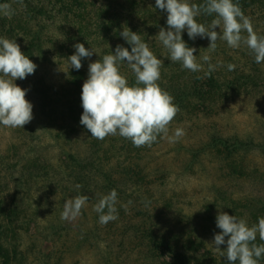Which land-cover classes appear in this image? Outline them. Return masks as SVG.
<instances>
[{
  "label": "rangeland",
  "instance_id": "rangeland-1",
  "mask_svg": "<svg viewBox=\"0 0 264 264\" xmlns=\"http://www.w3.org/2000/svg\"><path fill=\"white\" fill-rule=\"evenodd\" d=\"M189 2L201 4L203 0ZM238 3L257 34L264 35V0H238ZM0 4H11L15 10L11 17L0 14V37L16 40L24 54L38 40L29 53L30 60L37 65L34 74L15 81L27 90L33 119L24 129L0 125V156L12 163L21 152L30 158V164L27 157L20 162L26 175L11 177L7 173L5 179L0 178V184L5 186L2 197L5 205L0 213L4 232L1 233L12 244L3 242L11 259L7 264H41L48 253L53 264H175L162 249L151 250L142 239L139 230L145 224L140 214L136 218L132 216L133 223L139 221L137 231L122 233L117 220L114 226L112 221L106 225L97 222L99 218L91 214L93 203L88 200L75 220L62 221L65 202L87 195L78 191L75 171L70 176L66 170L58 172L49 182L53 180L59 185L44 189V207L37 206L42 185L36 177L54 172L62 151L66 156L83 153L116 160L118 171L126 168L135 174L126 187V195L140 199L146 212L162 214L164 229L174 230L175 248L188 264H227L226 258L211 245L220 231L215 219L218 212L245 219L249 226L264 217V89L258 92L242 85L235 89L216 88L205 75L208 63L201 58L209 55L213 65L219 62L214 72L220 82L235 77L233 72L226 71L229 63L236 65L239 74L256 70L264 74V63H255L247 48L231 49L222 40L217 41L215 51H210L209 39L191 40L184 31L182 39L188 47L196 49L194 55L202 70L178 72L180 64L171 63L167 50L155 37L161 27L167 29V12L156 9L155 0H22V3L0 0ZM213 18L201 14L197 21L207 26ZM128 28L138 33L163 61L161 77L177 75L176 87L198 88L200 92L198 97L185 101L169 125V135L176 128L183 129L185 134L178 142L169 143L159 137L152 147L138 148L135 154H128L127 149L123 151L117 144L110 149L108 144L91 138L79 123L83 113L81 91L89 63L114 53L116 45L124 41L120 32ZM215 30L220 31L219 27ZM76 43L97 51L91 58L81 60L80 70L70 68L68 62V57L75 53ZM119 67L121 74L131 72L126 63ZM190 75L193 77L188 78ZM49 130L53 136L61 133L62 141L53 140ZM213 135L241 142L239 156L229 160L220 149L208 150L194 162L189 161L197 153L185 149H199ZM62 147L65 150L60 152ZM43 149L48 156H44ZM77 182L82 187L84 179L80 176ZM118 195L125 198L122 193ZM45 204L49 220L44 213ZM119 213L133 214L126 206ZM203 213L214 214L213 223L203 218ZM111 226L115 228L112 238ZM256 243H262L258 236ZM220 247L223 250L226 244ZM259 264H264V256Z\"/></svg>",
  "mask_w": 264,
  "mask_h": 264
},
{
  "label": "clouds",
  "instance_id": "clouds-1",
  "mask_svg": "<svg viewBox=\"0 0 264 264\" xmlns=\"http://www.w3.org/2000/svg\"><path fill=\"white\" fill-rule=\"evenodd\" d=\"M22 3V0H19ZM155 7L167 12V29L161 27L155 36L167 50L171 63H179L182 69L199 72L202 65L196 62V49L188 47L182 39L186 31L189 39L197 37L210 41L208 49L215 51L217 41L226 42L231 49L247 48L257 64L264 63V35H258L251 19L241 9L238 0H203L190 3L189 0H155ZM0 14L11 17L15 10L11 4H0ZM201 14L214 16L207 26L199 23ZM219 27L220 31L215 29ZM120 36L131 45V51L116 45L115 52L105 54L88 65V76L82 85L81 106L83 113L79 123L91 133V138L103 141L108 136H120L131 141L134 147H151L158 137L176 143L185 134L176 128L169 135V125L179 113L174 98L163 90L158 81L161 78L163 61L157 58L138 33L129 28ZM75 53L68 57L70 68L80 70L81 60L91 58L95 49H88L83 43L73 45ZM48 49V48H45ZM208 63L206 76L219 66L213 65L211 57L201 58ZM126 63L134 76L129 84L121 74L120 65ZM229 63L227 69L235 70ZM37 65L20 49L16 40L0 37V125L5 128H23L33 119V105L26 99V89L15 81L34 74ZM118 193L115 189L103 196L94 206L99 214V223L106 225L118 219L115 207ZM87 195H78L64 204L62 221L75 220L88 202ZM105 209L107 210L105 212ZM212 247L225 257L227 264H259L264 256V217L249 226L247 221L227 212H218ZM257 236L262 242L256 243ZM227 237V239H225ZM226 248L221 250V245Z\"/></svg>",
  "mask_w": 264,
  "mask_h": 264
},
{
  "label": "trees",
  "instance_id": "trees-1",
  "mask_svg": "<svg viewBox=\"0 0 264 264\" xmlns=\"http://www.w3.org/2000/svg\"><path fill=\"white\" fill-rule=\"evenodd\" d=\"M38 44V40H34L30 47H28L26 56L30 59L31 58V48L35 47ZM120 45H122L125 48H128V50L131 49V45L127 44V42L120 41ZM131 51V50H130ZM179 68V67H178ZM179 68L178 72L180 73L183 71V69ZM185 70V69H184ZM227 73L230 72L228 69L226 70ZM233 72L232 76H235L234 78L228 79L225 78L224 80H219V77L215 75L216 72L211 73V75L208 77L211 81L214 82L216 88H232L235 89L236 86H248L249 89L253 90H259V89H264V74L259 73L258 70L256 72L252 73H246L243 74V72L240 74L237 73V69L231 71ZM174 73V72H173ZM123 74H127L126 78L128 77V82L129 84H134V76L132 72L129 71V73L125 72ZM124 75V76H125ZM162 75V74H161ZM175 76H168V77H161L160 80L158 81L159 86L167 91L173 98H174V103L179 107L183 108L185 101L190 99L191 97H195L200 94L197 90L198 88L191 89L189 88L188 90H184L182 86L177 87L174 85L175 82ZM193 77L190 75L191 78ZM181 83V81H180ZM259 92V91H258ZM198 97V96H197ZM83 129V126L82 128ZM66 131V130H65ZM87 131V130H86ZM50 136L52 137L53 140L56 141H62V134L59 133L55 136H53L52 132H50ZM89 133V136H91V133ZM159 138V137H158ZM97 140V139H94ZM102 143H106L109 145L110 149H114L113 145H118L119 149L125 151L127 149L128 154H135L138 152V148L141 147H134L131 141L124 139L120 136H108L106 137ZM155 144V143H153ZM241 142H238L236 140L230 141L222 136L219 135H213L210 138H208L206 141L202 142L198 147L199 149H185V152H192L197 153L196 157H193L192 155V160H189L191 162H194L195 159L197 160L198 157H200V154L206 153L208 150H221V153H224L225 156L229 157L228 159H233L235 156H239V150L242 147ZM66 147V146H65ZM65 147L60 148V152L65 150ZM152 147V146H151ZM44 153V156H48L45 153V150H42ZM28 155H30L28 153ZM16 157L15 162H8L6 160L5 156H0V178L5 179L7 177V173L11 175L15 174L17 177L26 175L27 173L25 172V166H20V162L22 159L27 157V161L30 164V158L24 153L21 152L18 154ZM68 157V158H67ZM232 161V160H231ZM56 166L54 172L48 174L45 172V174H40L36 177V180H39L41 182L42 187L40 189L42 190V194L40 195L37 206H42L44 207V189L51 188V186H58L59 184H55L52 181L49 182L51 179L55 178L57 173H62L63 171H67L68 176H70L71 172H76L75 175L76 177L74 178V182L78 186V191L81 192H87V195L89 196V201L93 203V209L91 214H94L96 218H99V214L94 211V206L99 202V200L107 195L111 190L115 189L118 194L122 193L124 194L125 198H121L119 195L117 196V202H116V209L118 213V219H116L121 226L122 233H135L137 231V223H133V217L136 218L138 214H140V219L143 224H145V228L143 230H139V233L142 234V239L146 240L145 242L148 243L151 246V250H156V248L162 249V252L164 251L165 253L168 254V256L173 260L175 264H188L185 256H183L178 250H176L175 246H177V242L173 240L175 237L173 233L172 228H167L166 230L164 229L162 225V214H153V213H148L146 212L141 205L140 199H138L136 196L130 197L129 194L126 195V187L130 186V182L134 179V173H129L126 168L122 169L121 171H118L116 169V160L113 158H103L101 159L100 157L95 155L92 156H86V154L83 153H70L66 156V152L62 151V155H60V158L57 159L56 161ZM128 168V167H127ZM134 168V167H133ZM50 175V177H49ZM31 177V175H29ZM82 177L84 179V184L83 186H79L78 184V179L79 177ZM122 176H126L125 178H122ZM49 177V178H48ZM29 178V177H28ZM63 178L59 179L61 182ZM136 184H139V179H136ZM3 187H5L3 184H0V213H3V207L5 205L3 201V196H4V190ZM18 187V186H16ZM142 185L139 187L141 188ZM44 191V192H43ZM63 197H65V194L63 193ZM245 197H247L245 195ZM225 205L226 202H224ZM126 206V209H128L130 212L133 214H121L119 211L121 208H124ZM127 206H129L127 208ZM123 210V209H122ZM107 210L105 209V212ZM47 214V220L50 219L48 217L50 213L48 212V208H46L45 204V212ZM125 215V216H124ZM211 215V216H210ZM207 215L205 213L202 214V217L205 219H209L208 221L210 223H213V216L214 214ZM133 216V217H132ZM216 218V216H215ZM112 221L111 225L114 226V223L116 222ZM97 222H99L97 220ZM53 224V223H52ZM112 227V226H111ZM97 235L100 237L98 233V228H94ZM114 227L111 228L110 231V237L112 238V233H114ZM10 230H7V233ZM1 232H4L3 226L0 223V264H7L11 259L9 258L5 248L3 247V242L6 244H11V242L7 241L3 236ZM174 236V237H173ZM110 238V239H111ZM101 239V237H100ZM102 240V239H101ZM112 240V239H111ZM16 248L15 246H13ZM41 264H53L50 261V254H46V257H44V261Z\"/></svg>",
  "mask_w": 264,
  "mask_h": 264
}]
</instances>
